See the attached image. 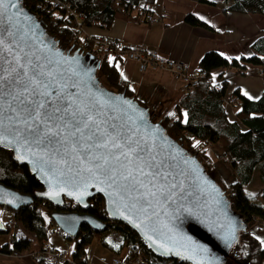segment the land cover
<instances>
[{
    "label": "water",
    "instance_id": "1",
    "mask_svg": "<svg viewBox=\"0 0 264 264\" xmlns=\"http://www.w3.org/2000/svg\"><path fill=\"white\" fill-rule=\"evenodd\" d=\"M99 64L92 56L86 60L74 46L67 51L56 47L53 38L47 36L20 0H0V147L11 151L12 158L25 165L36 179L41 190L35 197L55 207L72 201L83 210L92 197L99 196L108 219L126 224L155 257L186 264H226L247 225L229 208L224 192L200 161L170 140L159 122L149 119L148 108L123 92L114 93L101 85L96 77ZM33 70L42 72L40 80L48 85L47 89L41 86L39 91L59 93L62 97L39 99H50L53 107L71 105L69 113L77 107L84 108L101 122L103 129L115 126L121 137L131 138V147L135 149L129 154L131 162L124 156L119 161L109 157L115 169V183L93 174L96 170L91 156H84L91 142L81 139L74 143V137L69 136L73 130L71 123L65 128L64 121H55L61 125L51 129L60 133L55 137L58 142L47 147L34 143L29 147L32 138L26 141L24 135H18L17 129L22 131L25 127L23 121L31 101L37 98L32 95V86L36 84ZM29 82L32 86L25 90ZM66 119L71 117L66 115ZM119 142L125 144L124 139ZM112 151L119 154L121 149ZM97 153L107 154V150H91L92 156ZM137 155L143 160H137ZM146 162L155 167L148 168ZM142 167L146 173L159 172L166 177V183H176L177 188L171 189L175 194L170 198L160 196L159 177L153 187L149 183L151 176L140 174ZM89 168L93 172L87 171ZM121 174L129 179H121ZM152 192L157 195L152 196ZM31 202L28 195L0 184L1 207L15 212ZM51 219L68 237L76 236L81 225L94 231L104 226L86 213L54 211Z\"/></svg>",
    "mask_w": 264,
    "mask_h": 264
},
{
    "label": "trees",
    "instance_id": "2",
    "mask_svg": "<svg viewBox=\"0 0 264 264\" xmlns=\"http://www.w3.org/2000/svg\"><path fill=\"white\" fill-rule=\"evenodd\" d=\"M55 1L59 3L57 6H54ZM155 1L20 0L44 27L47 36L53 38L56 47L65 51L72 46L79 48L86 60L89 57L87 52L95 50L100 41L107 40L111 47L115 49L118 47L111 40L97 36L84 35V39L80 41L83 28L105 29L116 20L127 22L140 19L146 22L144 17L153 13L151 7ZM189 1L213 5L208 0ZM224 6V13L264 16V0H224ZM183 19L191 27L209 28L193 13H187ZM119 48L125 51L133 49V47ZM249 49V56H241L238 59L225 57L217 51L206 52L200 59L198 67L207 73L206 77L197 80L193 88L186 87L185 94L174 106V110L164 114L155 108H148L145 103L134 97L132 91L119 77L116 66L109 59V57L117 58L118 55L106 54L100 60L96 72V77L104 88L114 93L123 92L125 96L136 100L140 106L148 108L149 119L152 122H159L165 129L167 137L177 143L186 154L200 161L208 174L216 176L217 182H215L224 192L229 208L239 215L243 224L247 225L246 232L239 234L240 237L229 253L226 264H261L264 259V247L249 231L251 225L264 224V188L256 196L245 190L255 169L259 180L264 183V89L259 97L250 99L240 93L238 88H234L228 100L233 102L235 112L234 118H229L225 105L228 83L220 80L222 73L227 70H232L237 75H244L249 66L259 67L264 73V36L255 39L249 45ZM216 69L221 72L217 74L220 87H216L217 81L212 78V71ZM214 147L218 149L221 163L230 173V183L226 184L215 170L210 153L211 148ZM0 184L21 195H28L32 201L11 212L14 226L9 227L0 220V224H3V227H0V236H8L7 242L0 246V253L3 255L29 253L36 264H46L45 250L47 246L52 245L49 241L53 236L51 232L56 227L51 219V213L61 211L86 213L104 224L103 229L99 231L81 225L78 234L74 237L65 234L62 237L56 236L72 244L68 259L71 264H85L84 248L93 240L101 247L111 250V245L105 240L111 232L117 233L121 239L119 250L124 251L125 256L123 259L118 257L120 261L127 263L139 258L147 264H186L177 260L157 258L151 251H147L142 240L126 224L108 219L103 198L99 196L92 197L88 201L87 208L83 210L72 201H64L62 205L55 207L48 201L35 197L36 192L41 190L36 179L30 176L25 165H19L12 158L11 151L2 147H0ZM17 225H20L21 233L16 232ZM61 248L65 252V245Z\"/></svg>",
    "mask_w": 264,
    "mask_h": 264
},
{
    "label": "crops",
    "instance_id": "3",
    "mask_svg": "<svg viewBox=\"0 0 264 264\" xmlns=\"http://www.w3.org/2000/svg\"><path fill=\"white\" fill-rule=\"evenodd\" d=\"M208 1L213 5L189 0H156L151 9L153 16L160 17L159 22L147 24L140 19L127 22L116 20L109 28L96 29L90 33L93 37L111 40L116 47L141 45L146 51L155 50L159 57L187 63L191 69L198 68L200 59L209 51H217L225 57L235 59L249 56V45L259 36H264V16L224 13V0ZM187 13H193L209 28L187 25L183 19ZM109 59L134 97L148 108H155L162 114L170 113L185 94L183 85L164 70L139 72L138 65L130 60L120 57ZM220 73L219 69L212 71L214 81H217V74ZM220 78L228 83L227 97L234 88H238L240 93L250 99L259 97L264 89V73L259 67H247L244 75L227 70ZM231 109L234 115L235 109ZM227 111L226 108V113ZM116 235L120 238L115 232L105 237L111 250L101 247L95 240L87 245L84 248L85 264H111L110 261L115 256L123 259L125 252L119 250L121 241L116 239ZM7 240V235L0 236V246ZM49 242L57 246L65 245L67 250L70 248V254L72 244L59 240L54 235ZM19 256L15 259L11 255L0 253V264H36L29 253Z\"/></svg>",
    "mask_w": 264,
    "mask_h": 264
},
{
    "label": "snow or ice",
    "instance_id": "4",
    "mask_svg": "<svg viewBox=\"0 0 264 264\" xmlns=\"http://www.w3.org/2000/svg\"><path fill=\"white\" fill-rule=\"evenodd\" d=\"M26 75V73H23ZM33 77L36 78L35 86H32V83L29 82L28 85H25V90L28 87L32 86V95L37 97L35 100L31 101V104L28 108V115L24 118L25 127L21 131L17 129L18 135H24V139L27 141L29 137H31V141H29V147L34 143L37 147L43 146L47 147L49 144H55V137L58 136L59 132H52V128H59L61 125L55 123V121H64L63 127H67L69 123H71L73 130L69 132V136L74 137L73 142L79 143L81 139L86 142H91L88 147L89 151L84 153L85 159H88L91 156V161L93 163V167L96 170L95 173H98L106 180L111 181L112 183L116 182V177L114 175L115 169L111 165L112 160L119 161L120 156H124L128 158L129 162H131L130 153L134 152L135 149L131 147V138L130 137H121L119 131L115 129V126H111L110 130H105L101 127V122L97 121V119L92 115L90 111H86L84 108L77 107L72 112L69 113V108L71 105L64 104L61 106L53 107V104L50 99H39L40 96L50 97L51 95H56L58 100L62 99L59 93H49L47 91H39V88L42 86L44 89H47L48 85L43 83L40 80V77L43 75L42 72L33 70ZM15 99V97H14ZM24 100H21V103H24ZM52 109L49 111L48 109ZM59 113V115H57ZM66 115L70 116L71 119H66ZM141 119L143 117L141 116ZM32 123L29 124L28 122ZM39 121V122H37ZM79 133V136L76 134ZM26 134V135H25ZM124 139L125 144L122 145L119 141ZM0 141H2V134H0ZM127 150H124V148ZM106 149L107 154L97 153L95 156L91 155L92 149ZM112 149H121L119 154L112 151ZM59 151V149H57ZM42 159V158H41ZM137 160H143V157L137 155ZM146 166L148 168H153L155 165L150 162H146ZM89 172H93V168L87 169ZM140 174L144 176H151L149 183L153 184V187H156V178L159 177V188H157V192L160 196H164L165 198H170L175 193L171 192V189L177 188L176 183H166V177L162 176L159 172L154 173H146L144 172L143 167L140 168ZM130 175V173H129ZM121 179L128 180V175L121 174ZM157 192H152V196H156Z\"/></svg>",
    "mask_w": 264,
    "mask_h": 264
},
{
    "label": "built area",
    "instance_id": "5",
    "mask_svg": "<svg viewBox=\"0 0 264 264\" xmlns=\"http://www.w3.org/2000/svg\"><path fill=\"white\" fill-rule=\"evenodd\" d=\"M54 6H57L59 3L57 1L54 2ZM160 19V17H159ZM159 19H156L155 16L152 14L145 15L144 20L147 23L156 22ZM89 56H92L93 59L96 61L104 58L106 54L113 55V56H119L122 59L130 60L134 62L136 65H138L139 72L145 71L147 69H164L168 71L170 74H172L175 78H177L181 85H183L186 89L188 87L189 89L193 88V85L195 82L201 78H205L206 74L203 70H200L199 68L191 69L187 63H182L175 60H168L163 57H159L158 53H156L155 50L146 51L141 45L137 47H133L132 50H122L119 47L115 49L114 47H111L110 44H108L106 41H100L98 42V47L95 48L93 51L87 52ZM221 83L219 81L216 82V87H220ZM0 212L5 215L7 218H11L12 211L4 206L0 207ZM6 224H8L9 227H11L12 221L10 219L6 220ZM52 235L62 237L64 233L57 227H55L52 230ZM15 255V254H14ZM45 255L47 256V263L46 264H67L69 263L66 254H64L61 246L60 247H54L52 245L47 246L45 250ZM139 260V259H137ZM137 260L132 259L131 262H137ZM129 261H127L128 263ZM140 262V260H139ZM113 264H127L124 261H120L119 258L115 257L112 259ZM138 263V262H137Z\"/></svg>",
    "mask_w": 264,
    "mask_h": 264
},
{
    "label": "rangeland",
    "instance_id": "6",
    "mask_svg": "<svg viewBox=\"0 0 264 264\" xmlns=\"http://www.w3.org/2000/svg\"><path fill=\"white\" fill-rule=\"evenodd\" d=\"M156 17V19H159V17H157V16H155ZM157 22H158V20H157ZM97 28H94L93 30L92 29H87V28H83V30H82V32H81V37H79L80 39V41H81V39L83 38L84 39V35H87L88 37H90V36H93L91 33H90V31H94V30H96ZM147 70H164V69H147ZM146 71V70H145ZM164 71H166V70H164ZM167 73H169L168 71H166ZM170 74V73H169ZM172 75V74H171ZM172 77L173 78H175L173 75H172ZM176 80H178L177 78H175ZM179 81V80H178ZM180 82V81H179ZM180 84H181V82H180ZM184 87V86H183ZM185 88V87H184ZM228 96H229V93H228ZM227 98H229V97H227ZM225 99V105H226V108H227V115L229 116V118H234V115H232V109H231V107L232 108H234V105L232 104L233 102L232 101H229L228 99ZM170 139V138H169ZM171 140V139H170ZM210 153H211V156H212V160L214 161V166L216 167V171L217 172H219V174H220V176H222V178H223V181H225V183L227 184V183H230V181H231V177H230V173H229V171L227 170V167L224 165V164H222L221 163V160H220V158H219V154H218V149H216L215 147L214 148H211V151H210ZM203 166V165H202ZM205 171V170H204ZM206 173H207V171H206ZM208 174V173H207ZM209 176H211L210 174H208ZM211 178L214 180V182L216 181L217 182V179H216V176H211ZM264 188V183L263 182H261L260 180H259V178H258V172H257V170L255 169L254 170V172H253V174H252V177H251V179H250V182L245 186V190L246 191H248L249 193H251L253 196H256L259 192H260V190L261 189H263ZM242 201V200H241ZM240 201V202H241ZM243 203V202H242ZM7 219H10L11 221H12V218H7L5 215H3L1 212H0V220H2L3 222H5L6 223V220ZM12 223H13V221H12ZM12 226H14V224L12 225ZM249 231L253 234V235H255V237L256 238H258L259 239V241H260V243H261V245L264 247V224H259V223H256V224H254V225H251L250 226V228H249ZM16 232L17 233H21L22 232V229H21V227H20V225H17V227H16ZM117 236V235H116ZM58 238V237H57ZM117 238H119L118 236L116 237V239ZM109 239V238H108ZM111 239V238H110ZM60 240V239H59ZM111 240H113V239H111ZM118 240V239H117ZM119 240H121L120 238H119ZM62 247V246H61ZM64 247V246H63ZM69 250H70V248L67 250V248H65L64 249V254H66V258H67V260L68 259H70L69 258V256H70V254H69ZM67 251H68V253H67ZM122 251V250H121ZM124 252V251H123ZM11 257H14L15 259H17L18 257H20L19 255H14V254H12L11 255ZM116 258L118 257V256H115ZM114 257V258H115ZM113 259V258H112ZM112 259H111V261H110V263L111 264H113L112 263ZM137 259H139V258H135L134 260H137ZM140 260V259H139ZM139 260H137V262H131V260L127 263V264H139V263H141V264H147L146 262H143V261H141L140 260V262H139ZM69 263H67V264H71L70 263V261H68ZM261 264H264V259L262 260V262H261Z\"/></svg>",
    "mask_w": 264,
    "mask_h": 264
},
{
    "label": "bare ground",
    "instance_id": "7",
    "mask_svg": "<svg viewBox=\"0 0 264 264\" xmlns=\"http://www.w3.org/2000/svg\"><path fill=\"white\" fill-rule=\"evenodd\" d=\"M143 107V106H142Z\"/></svg>",
    "mask_w": 264,
    "mask_h": 264
}]
</instances>
